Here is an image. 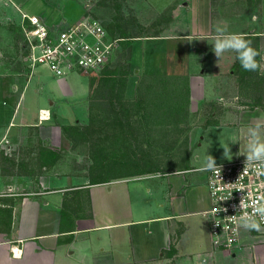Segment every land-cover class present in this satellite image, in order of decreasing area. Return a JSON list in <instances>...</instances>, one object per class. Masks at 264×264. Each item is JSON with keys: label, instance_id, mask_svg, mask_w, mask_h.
Returning <instances> with one entry per match:
<instances>
[{"label": "crops", "instance_id": "obj_1", "mask_svg": "<svg viewBox=\"0 0 264 264\" xmlns=\"http://www.w3.org/2000/svg\"><path fill=\"white\" fill-rule=\"evenodd\" d=\"M128 3L132 9L130 12L151 30L150 35L137 38L133 46L131 95H138L136 87L141 73L153 72L148 64L151 62L146 61L157 53L153 48L162 51L160 63H155L156 57L152 59L163 75L190 78L193 116L212 117L216 115V108H221V114L229 112L239 117L236 123H227L226 128L233 132L234 145L237 146L231 154L234 159L222 163L245 159L247 141L244 130L257 122L264 123V95L251 89L254 80L250 81L251 88H241L240 62L234 53H226L228 64L235 68L233 76L239 80L238 87L234 91L228 88L222 94L218 93L220 97L215 102L207 101L205 92L195 86L202 83V76L207 72H200L195 67L191 69L189 62L194 60V51L213 52L212 36L218 22L225 23L230 32L244 33L264 56V0H169L166 8L155 11L152 7L151 12L156 14L148 17L138 14V0H128ZM165 11L169 14L162 16ZM253 15L258 17L255 23ZM222 58L227 59L225 55ZM257 75L256 82H264V74L257 71ZM28 76L27 81H30L33 75L28 73ZM6 81L5 97L13 105L9 107V103L3 102L0 106V142L5 141L2 151L13 156L16 162L35 157L41 147L46 153L65 150L72 154L70 143L59 126L63 124L50 122L51 117L56 116L53 110L41 105L38 123H26L23 118L21 122H15L11 107L14 106L15 111L18 109L24 91L20 96L11 93L10 83ZM239 89L243 91L239 92ZM196 97L205 103L192 104V98ZM50 106H54V102ZM45 113L50 117L42 120ZM220 136L225 142L227 132L219 134V144ZM220 150L219 146V153ZM219 157L226 158L228 154ZM0 166V264H104L97 260L98 256H92L99 248L96 243L107 245L105 248L100 246L99 254L104 255L108 249L113 260L123 259L112 264H264V230L244 229L232 250L214 249L206 215L212 206L208 181L203 183V176L196 175L204 167L167 173L170 177V204H160L159 207L168 211L147 217L145 206L134 212L131 193L137 188L130 190L129 186H114L147 176L102 185H90L87 180L85 185L58 187L54 182L56 177L51 174L57 165L44 168L40 175L32 172L15 174L16 169L11 172L3 164ZM204 171L209 176L208 171ZM82 192L88 193L90 204H82V201L79 204L75 198L69 200L67 197L70 193L81 196ZM147 192L150 193V189ZM81 211L84 213L79 214ZM150 224L159 230L160 240L155 239L153 247L143 246L140 251L134 249L133 229L137 231V226ZM138 231L145 236L144 231ZM93 247L95 250L90 255ZM127 250L132 254L123 257L122 251ZM75 257L78 261L73 262L71 259ZM90 258L91 263H87L86 259Z\"/></svg>", "mask_w": 264, "mask_h": 264}, {"label": "rangeland", "instance_id": "obj_2", "mask_svg": "<svg viewBox=\"0 0 264 264\" xmlns=\"http://www.w3.org/2000/svg\"><path fill=\"white\" fill-rule=\"evenodd\" d=\"M100 2L101 0H0V106H2L1 104H3V102L9 103V107L13 105V103L11 101L9 102L8 98L5 97V80L10 83L11 93H18V96H20L24 91V96L21 99L18 109L15 111L14 106L11 107L12 114H15L14 119L16 123L21 122L22 118L26 120V123H38V111L41 105L56 113L55 118L51 117L50 122H60L68 126L75 123H88L91 76L73 74L65 78H59L45 67H38L33 71L28 70L29 68L22 48L23 42L25 41V34L22 29V16L23 14L38 16L49 28L58 26V28L64 29L67 25L74 24L85 18L96 19L103 25L110 22L115 13L113 9L110 7L106 8V6H103ZM168 2L169 0H138V14L145 17L155 15L156 13H153V11L151 12L150 9L153 7L156 11L164 7L166 8L169 6ZM124 7L127 9V15H134V13L130 12L132 9L130 8L128 0L124 4ZM128 11L131 14L128 13ZM168 14L169 13L165 11L162 16ZM11 26L13 27L11 28ZM134 45H136L135 41L133 42V46ZM146 47H148V44H146ZM119 48L118 52H120ZM153 50V52L157 53L152 55V57L146 58V61L151 62L148 63L149 68L152 69L154 73H160L152 75H163V71L158 69L159 65H155L152 59L156 57L157 60H154L155 63H160V53H162V51H157L155 48H153ZM116 55L117 51L111 60H114ZM214 55V52L211 51H203L202 53L194 51L192 54L194 60L189 62L192 64L191 69L195 67L201 70L200 72L206 70L207 75L202 76V83H196L195 86L198 89H202V92H205L207 101L212 100V102L217 101L220 97L218 93L222 94L225 89L227 90L229 88L231 91L232 89L234 91L235 87H238L237 81H239L236 76H233L235 68L232 67L230 63L228 64L229 56L225 54L227 59L224 60V58L219 59L216 56L214 57ZM219 61L222 62V64H220ZM199 65H202V67H199ZM28 73L33 75L30 81H27L29 77ZM247 75H244L247 78L242 77V83H239L242 89L251 88L252 86L250 85L252 79L248 73ZM254 84V87L251 89L264 95V82L257 83L254 81ZM256 88L258 89L256 90ZM241 91L243 90L239 89V92ZM238 97L240 98V96ZM52 102H54V106L51 107L50 104ZM204 103L205 100H200L198 97L192 98V104L194 105H202ZM193 109L194 108L191 106V113ZM238 120V116L229 114V112L227 114H221V108H216V115L212 117L194 116L187 153L183 152V147L181 150L177 147L176 150L179 151L172 153L170 160H183L185 158L188 161L187 165L189 169L204 167L208 155L214 158L216 164L233 160L234 158H231V154L237 146L234 145L235 140L233 132L226 128L228 126L227 123H236ZM221 132H227V136L225 142L223 141V136H220L221 143L219 144L218 136ZM122 137L123 136H121V138ZM112 140L113 141L109 140L106 143L111 151L112 148L115 147L113 146L115 141L114 139ZM85 146L86 145H84V147ZM219 146L221 148L220 153ZM120 147L121 145L117 146L119 149ZM225 147L229 149L228 157L220 158V154L225 155ZM66 149H68V147H66ZM63 151L66 152L65 150ZM70 151H72V154L69 151L66 152L63 160L57 164L56 168L51 173L54 175V178L56 177L53 179L58 187L85 185L87 180H89L86 174L90 164L89 160L91 161V159H88L86 153L81 154L82 151L80 149ZM164 156V159H166L168 154ZM117 158L119 157L111 154L106 160H116ZM167 166L159 169L160 173H157L158 175L155 174V176L151 175L144 179H135L129 182L125 181V183H119L114 186H129L130 190L134 187L137 188V191L131 193L134 212L138 207L145 206L147 210L144 214L147 217L165 214L168 209L162 210L159 205L170 204V188L168 185L170 177L167 175L169 172V169H166ZM177 166L183 167L184 165L179 163ZM116 171H119V168L113 170V166H109V168L107 167L106 174L110 175ZM198 173L199 174H196L197 176H203V183L208 181L207 173L204 170ZM148 189H150V193L147 192ZM80 194L81 196H76L70 193L67 197L69 200L75 198V202L79 204L80 201H82V204H88V202L90 204V201H88V193L82 192ZM69 203L72 204V201ZM168 208L170 209V206ZM82 213H84V211L79 212V214ZM139 218V214H136V219ZM137 229L142 231L145 230V236L141 235V231ZM136 230L137 231L133 229V235L135 237L133 245L134 249L138 248V251H140V248L143 246L152 245L150 247H153L154 244L152 242L157 238L160 240L161 234L159 230L151 224L137 226ZM192 239L193 238H188L190 241ZM95 246L99 248L93 252L95 250L93 247L90 251V255L93 252L92 256H98L97 260L100 262L112 264L113 261L116 263L123 260H118L117 258L113 260L112 254L108 249L104 255L99 254L100 246L105 248L107 247L106 244L101 245L96 243ZM122 252L123 257L132 254V252L129 253L128 250ZM91 259L92 258L86 259V262L91 263ZM71 260L73 262L78 261L76 257Z\"/></svg>", "mask_w": 264, "mask_h": 264}, {"label": "trees", "instance_id": "obj_3", "mask_svg": "<svg viewBox=\"0 0 264 264\" xmlns=\"http://www.w3.org/2000/svg\"><path fill=\"white\" fill-rule=\"evenodd\" d=\"M126 2H100L115 13L112 20L103 26L111 39L120 40L121 48L120 52L117 50L114 60H110L97 75L90 78L88 123L60 126L57 122L70 143V150L80 149L81 154L86 153L91 159L86 174L90 185L155 176L160 173L159 169L167 165L168 173L190 170L185 158L170 160L171 154L182 147L183 152L187 153L190 144L194 117L191 113L190 78L141 73L136 87L138 95H131L133 42L150 35L151 30L133 14H126ZM22 48L26 57L28 51L25 42ZM239 70L240 81L247 78L244 76L247 73L252 80L258 79L257 72L245 71L241 65ZM108 139L115 141L112 151L106 145ZM119 145L120 149L117 148ZM177 147L179 150H176ZM37 150L35 157L19 162L1 151L0 165L3 164L11 172L16 169L15 174L32 172L33 175H40L44 168L50 169L59 164L66 153L63 150L46 153L42 147ZM111 154L119 158L106 160ZM165 154H168L166 159ZM179 163L184 166L178 167ZM109 166H113V170L119 168V171L108 175Z\"/></svg>", "mask_w": 264, "mask_h": 264}, {"label": "built area", "instance_id": "obj_4", "mask_svg": "<svg viewBox=\"0 0 264 264\" xmlns=\"http://www.w3.org/2000/svg\"><path fill=\"white\" fill-rule=\"evenodd\" d=\"M22 28L29 70L45 67L59 78L73 74L97 75L112 59L120 43V40H112L104 26L93 18L61 29L49 28L41 18L23 14ZM49 117L45 113L41 119ZM4 142H0V152ZM216 165L219 168L216 171L206 170L212 204L206 215L214 249L229 251L238 244L244 230L238 227L241 201L244 211L249 213L253 204L264 201V172L245 169V159Z\"/></svg>", "mask_w": 264, "mask_h": 264}, {"label": "clouds", "instance_id": "obj_5", "mask_svg": "<svg viewBox=\"0 0 264 264\" xmlns=\"http://www.w3.org/2000/svg\"><path fill=\"white\" fill-rule=\"evenodd\" d=\"M258 17L252 16L255 23ZM213 52L216 57L221 59L226 53H234L235 59L240 62L245 71L260 72L264 74V56L252 46L251 40L247 39L244 33L230 32L223 22H218L212 36ZM260 57V60L257 59ZM246 139L245 169L255 168L264 172V123L257 122L249 125L244 130ZM229 153L228 147H225V154ZM219 169L214 158L207 156L204 168L202 170L216 171ZM242 209L239 217V228L248 231L260 232L262 223H264V201H258L252 205V212L244 211V203L241 201ZM218 210V209H217ZM235 219V217H233Z\"/></svg>", "mask_w": 264, "mask_h": 264}]
</instances>
